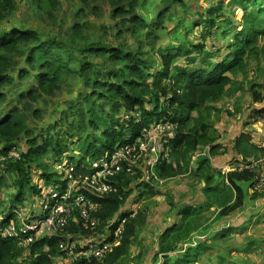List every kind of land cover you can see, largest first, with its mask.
<instances>
[{"label": "trees", "instance_id": "16d2710c", "mask_svg": "<svg viewBox=\"0 0 264 264\" xmlns=\"http://www.w3.org/2000/svg\"><path fill=\"white\" fill-rule=\"evenodd\" d=\"M80 1L86 5L91 0ZM103 1H110L111 4L119 6L115 10L116 16L131 15L127 31L134 35L140 30L154 27L157 31L162 28L164 22L159 18L164 16L163 13L158 14L157 23L153 21L150 24L146 18L134 14L139 0ZM127 1H129L127 5L129 9L126 11L121 5ZM177 1L181 2L182 0H164V4L167 3L165 6L168 7L170 3ZM32 3L43 14L53 18L58 0H32ZM226 4L232 8H241L242 11L233 43L229 46L231 53L220 62L215 56H211L209 52L205 51L203 41L188 47L180 44L159 49L157 51L161 58L159 68L153 57H150L149 60L144 59L143 53L138 50L106 47L88 50L89 53H95L103 58L107 57L111 63L117 66L108 75V78L116 79L117 83L102 81L94 83V88L102 91L97 96L104 98L105 106L103 105L101 108L105 115L99 116V110L92 108L90 111L94 121H91V126L95 130H101L99 121H102L105 131L102 132L101 138L99 135L93 134V137L87 136L81 140V158L79 160L69 158L74 167L72 175L75 177L91 176L93 173L87 159H90L91 162L98 161L105 154L111 155L117 148L134 143L143 134L144 129H151L153 126L169 122L177 125L176 136L173 139L165 138L168 141L167 146L170 148V158L155 166L156 178L160 181H167L190 175L200 181L201 192L205 198L209 197L211 193L216 194L215 199L208 201L206 199L205 203H199L195 207H179L180 222L165 230L157 244L158 254L164 257L163 264H187L200 258L202 246H198L193 254L189 253L177 262L176 260L170 261L169 253L174 252L176 246L189 238L193 232L198 231L201 226L203 208L212 209L218 204L220 208L218 215L227 216L245 205L247 194L251 195L253 200L262 196V193L255 189L256 172L236 170L224 173L215 166L220 172L216 174L215 168L212 166V163L217 161L216 157L220 150L223 149L222 144L216 143L221 135L216 134L217 130L211 122L210 111L214 107L212 105L226 97H233L239 91L235 79L238 78V75L247 72L250 58L258 56L264 58V41L262 46L259 45L264 40V0H220L217 7L208 8L204 16H200L198 21L195 20L193 27L200 29L199 32L204 39L210 37L213 34L212 30L218 26L216 24L217 14L221 13ZM14 10L13 0H0V21L6 20ZM84 27L85 24H75L72 27L71 37L73 40L77 38L83 40ZM152 34V32H146V40H153ZM22 48H25L26 51H23ZM23 52L26 53V62L30 69L29 71L21 70L19 75L27 77L32 72L37 73L38 87L44 94L50 95L55 90H59L63 77L71 70L60 54L57 44L43 40L36 30L14 27L9 32L0 34V92L3 87L13 83V79L5 74L13 66L10 56ZM200 54H205L203 61L206 65L196 66L197 57ZM183 57H186L187 66L178 65V60ZM212 58H215L216 62H213ZM93 68L94 66L90 63L84 64L81 74L85 78H89L93 73ZM259 86L260 84L253 83L249 89L254 104H264V96L259 92ZM26 97L36 100L31 91L20 95L21 99ZM6 99L7 96L0 93V106ZM86 101L88 98L85 99ZM108 105L112 107V114L106 110ZM122 110L128 115V119L125 120L123 117L122 123L119 124V121L115 120L114 114ZM193 113H196V116H193ZM96 115L97 120H95ZM249 117L250 120L253 118L264 119V108L254 109ZM117 126L121 130H117ZM23 133L28 138L29 149L26 152L18 150L15 145ZM31 136L32 134L27 129L18 110H13L8 116L0 118V157L7 158L10 151L14 149L21 153L19 160L8 159L5 161L4 171L13 172L17 176L15 183L17 192L12 196L11 204L22 203L26 198V191L33 195L39 192L37 185L32 182L33 167L43 169L40 177L46 185H68L67 180L61 181L62 175L48 173L46 168L41 166V157L46 155L50 149L56 154V161L59 162L58 157L62 156L69 148L62 146L58 140L55 142L54 138L46 139L45 143L39 146L38 138L33 139ZM262 138L257 143L247 133H241L235 138L232 142V152L236 155L237 165L232 167L238 168L237 166L243 165L248 160L257 161L264 158ZM206 147L208 149L205 151ZM227 151L226 147L224 153ZM194 157L197 159L193 160ZM60 163L62 162L60 161ZM143 175L145 174H139L140 177ZM139 176L129 178L126 174H122L111 178L110 185L114 186L117 192L106 194L104 199L91 196L100 205V210L96 213L102 220L100 231L114 234L121 224L125 229L120 243L113 247L102 262L91 258L79 260L74 264H124L123 262L131 255L130 247L137 239L139 228L146 224L147 216L142 211L134 215V212H127L125 207L129 199L133 197L135 190L140 191L144 188L149 193L141 192L137 195L134 200L136 203L146 197L154 198L161 195V192L152 186L155 178L146 182ZM216 177L220 180L217 184L215 183ZM238 182H250L249 191L245 192L238 186ZM1 184L2 179L0 178ZM221 184L232 189L234 198L229 199V196L225 197L226 199L219 198L218 190L221 189ZM75 232L77 233L78 229ZM170 238L173 240L172 246L166 243ZM24 252V249L19 247L17 240L0 237V264H54V258L62 255L56 240H45L34 244L27 256L24 255ZM191 257L195 260H192Z\"/></svg>", "mask_w": 264, "mask_h": 264}, {"label": "rangeland", "instance_id": "374dc122", "mask_svg": "<svg viewBox=\"0 0 264 264\" xmlns=\"http://www.w3.org/2000/svg\"><path fill=\"white\" fill-rule=\"evenodd\" d=\"M219 1L182 0L170 3L167 7L164 0H139L135 15L146 18L150 24L153 21L157 23L158 14L163 13L164 16L159 19L164 23L157 31L153 27L152 30H140L134 35L127 31L131 15L116 16L115 10L119 6L111 4L110 1L91 0L83 5L80 0H58L53 18H50L43 14L32 0H13L15 10L6 20L0 21V34L9 32L14 27L36 30L43 40L57 44L71 72L63 77L59 90L47 95L39 90L37 73L32 72L27 77L19 75L21 70L29 71L30 69L26 62V53L10 56L13 66L5 74L13 79V83L3 87L0 92L7 96L6 101L0 106V118L8 116L13 110H18L32 134L31 137L38 138L39 146L43 145L46 139L54 138L55 142L58 140L62 146L68 147V151L58 157L62 165L57 170L64 174L67 167L71 165L69 158H76V160L81 158V140L87 136L93 137V134L101 138L102 132L105 131L102 121H99L101 130H95L91 126V121H94L90 111L92 108L99 110V116L105 115L101 108L105 106L104 98L97 96L102 91L94 88V83L98 81L117 83L116 79L108 78L117 66L107 57L89 53L88 50L102 47L138 50L143 53L144 59L149 60L153 57L159 68L161 65V58L157 54L159 49L180 44L188 47L203 41L205 51L215 56L220 62L231 53L229 46L233 43L240 24L241 8H232L226 4L221 13L217 14L218 26L206 39L202 37L200 29L193 27V22L198 21L200 16H204L208 8L217 7ZM128 2L121 5L126 11L129 9ZM75 24H85L82 32L83 40L72 39L71 29ZM146 32L153 33V40H146ZM263 41L260 42V46ZM22 50L26 51L25 48ZM204 56L205 54H200L197 57L196 66L206 65L203 61ZM215 58H212L213 62H216ZM89 63L94 66L93 73L89 78H85L81 74V68ZM178 65L187 66L186 57L180 58ZM235 82L239 91L231 98L226 97L216 104H211L214 107L210 111L211 122L217 130L216 134L221 135L216 143L223 145V149L216 157L217 163H212V166L215 168L216 164L224 172L237 165L236 155L232 152V142L235 138L241 133H247L257 143L259 140H257L256 132L264 134V119H249L254 109L264 106L262 103L254 104L249 92L253 83L260 84L258 90L264 96V58L259 56L250 58L247 72L238 75ZM30 91L36 100L28 97L20 98L22 93L27 94ZM86 98L88 101L85 102ZM106 110L109 114L113 113L110 105ZM193 116H196V113H193ZM123 117V110L114 114L119 124L122 123ZM97 119L96 115L95 120ZM116 128L121 130L119 126ZM155 134V129H152L150 135ZM27 141L28 138L23 133L19 141L15 142L17 149L26 152L29 149ZM226 147L228 151L224 153ZM207 149L206 147L205 151ZM55 156L56 154L49 149L48 153L41 157V166L45 167L48 173H53L55 167H58L59 162L56 161ZM86 161L91 163L90 159ZM42 171V168L33 167V183L41 180ZM215 173L220 172L215 168ZM0 178L2 179L0 204L7 206L6 203H10L12 196L17 192L15 184L17 176L13 172L0 170ZM199 182L197 178L190 175L169 179L162 183L152 182V186L161 192V195L154 198L146 197L139 203L134 201L137 195L141 192L149 193L144 188L140 191L135 190L125 209L127 212H134V215L142 211L147 219L146 224L139 228L137 239L130 247L131 255L123 262L124 264H163L164 257L158 254L157 244L165 230L180 222L179 207H195L199 203H205L206 199L208 201L216 198L215 193L205 198ZM218 182L220 180L216 177L215 183ZM250 184V182H238V186L245 192L249 191ZM40 187H44L47 193L50 188L46 187L51 186L44 185L41 181ZM257 191L262 193L261 197L253 200L251 195L247 194L245 205L227 216L218 215L220 211L218 204L212 209L203 208L201 226L198 231L193 232L181 244L178 243L180 246H176V250L169 253L170 261L182 260L189 253L193 254L198 246H202L200 258L187 264H264V188ZM31 195L33 194L26 191L28 203H30ZM218 196L220 199H226L225 197L228 196L229 199L234 198L232 189L224 184H221ZM166 243L172 246V238ZM59 259L60 256L55 257L54 264H67Z\"/></svg>", "mask_w": 264, "mask_h": 264}, {"label": "built area", "instance_id": "2783aa9c", "mask_svg": "<svg viewBox=\"0 0 264 264\" xmlns=\"http://www.w3.org/2000/svg\"><path fill=\"white\" fill-rule=\"evenodd\" d=\"M124 119L128 115L124 113ZM177 125L169 122L144 129L143 134L132 144L117 148L111 155L105 154L100 160L91 162V176L75 177L74 168L68 166L62 175L61 181H68V185L59 184L50 188L46 193L40 187L39 193L34 195L38 209L28 214L27 210L18 205L4 208L0 204V237L15 239L24 249V255L30 254L34 244L42 241H57L62 252L59 261L74 264L82 259L95 258L102 262L113 247L120 243L124 233L121 224L113 233L100 231L102 220L96 215L100 210L99 203L91 196L104 199L108 193H115L117 189L110 185V179L126 174L129 178L145 174L141 180L148 182L155 178V183H162L155 176V166L170 158V148L165 138L173 139L176 136ZM155 129V135L150 131ZM260 136V132H258ZM264 146V137L261 141ZM169 150V152H167ZM21 158L18 150L10 151L7 158L0 157V170L4 171L5 161ZM194 157L193 160H196ZM59 166L62 163H57ZM231 167L224 173L231 171L250 170L256 172L255 189L264 188V158L248 160L243 165ZM0 194V202H1ZM4 222H6L4 224ZM78 229L76 233L75 230ZM49 250V249H48Z\"/></svg>", "mask_w": 264, "mask_h": 264}, {"label": "crops", "instance_id": "0c3cea01", "mask_svg": "<svg viewBox=\"0 0 264 264\" xmlns=\"http://www.w3.org/2000/svg\"><path fill=\"white\" fill-rule=\"evenodd\" d=\"M260 108H264V106H258V109H260ZM255 126V125H254ZM262 135V134H261ZM256 136L258 137V139L257 140H261V138H262V136H260V134L258 133V132H256ZM259 141H257V142H259ZM215 163H217V162H215ZM216 166V165H215ZM202 185H204V183H202ZM33 195H31L30 196V203H28V198L26 197V199L22 202V203H15V204H11V201H10V203H6L7 204V206H5V204H2V206L4 207V208H6V207H8V206H16V205H18V206H20V207H23V208H25L26 210H27V213L28 214H32V211H35L36 209H38V206H37V204H36V202L33 200ZM179 246V245H178ZM20 247V246H19ZM20 248H22V247H20ZM23 249V248H22Z\"/></svg>", "mask_w": 264, "mask_h": 264}, {"label": "clouds", "instance_id": "9594fccd", "mask_svg": "<svg viewBox=\"0 0 264 264\" xmlns=\"http://www.w3.org/2000/svg\"><path fill=\"white\" fill-rule=\"evenodd\" d=\"M69 166H71V167H73V165L71 164V165H69ZM74 168V167H73ZM53 173H58V170H56V168H55V170H54V172ZM41 174H42V172H41ZM59 174V173H58ZM41 181L44 183V185H45V182L41 179L40 181H37L35 184L37 185V188H38V190H40V185H41ZM39 193V192H38ZM35 195V194H34ZM34 195H33V197H34ZM47 241V240H46Z\"/></svg>", "mask_w": 264, "mask_h": 264}]
</instances>
